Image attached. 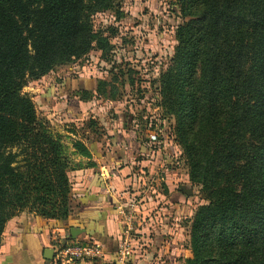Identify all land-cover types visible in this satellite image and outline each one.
Instances as JSON below:
<instances>
[{
	"label": "trees",
	"instance_id": "16d2710c",
	"mask_svg": "<svg viewBox=\"0 0 264 264\" xmlns=\"http://www.w3.org/2000/svg\"><path fill=\"white\" fill-rule=\"evenodd\" d=\"M118 1L0 0V240L6 222L25 210L57 221L71 214L67 172L75 165L22 89L91 50L106 55L105 33L115 30L93 29L92 16L119 14ZM177 4L182 22L158 82L189 181L205 201L190 220L188 263L264 264V0ZM92 88L72 90L73 110ZM95 92L116 98L110 82L99 80ZM85 123L96 132V121ZM147 141L159 149V138ZM74 148L90 157L83 143Z\"/></svg>",
	"mask_w": 264,
	"mask_h": 264
},
{
	"label": "rangeland",
	"instance_id": "374dc122",
	"mask_svg": "<svg viewBox=\"0 0 264 264\" xmlns=\"http://www.w3.org/2000/svg\"><path fill=\"white\" fill-rule=\"evenodd\" d=\"M178 1L119 0V14L114 10L95 13L92 16L93 29L115 30L114 34L110 31L105 33L110 45L107 54L102 55L99 50H91L84 58L29 81L22 89L33 102L36 118L43 123L51 136L64 145L71 165H75L67 172L71 185L69 203L72 211L66 219L61 220L64 224L72 216L74 209L72 182L68 174L88 167L87 162H91L90 150V157L73 153L74 142L79 141L88 149L90 144H100L101 150L125 148V140L130 135L134 141L130 144L135 155L145 157L147 152L154 151L151 149L153 143L149 144L147 141L149 135L156 134L160 139L158 143H154L159 148L155 150L158 152L157 158H153L155 171H145V165H142L144 163L141 167H136L140 176L144 175V180L139 179L137 190L123 197L125 203H139L143 198L150 199L158 202L159 207H162L160 203L164 204L167 200L172 202L173 199H180L182 202H178L179 204H186V216L180 214L173 221L163 218L162 221L147 222V219H140V214L132 221L131 237L134 243L137 239L141 240L137 227L151 222L165 226V232L159 234V237H153L152 233V243L148 244L159 252V264H189L188 260L192 256L190 220L195 208L205 203L198 195V187L190 183L181 149L173 139L174 118L160 104L159 76L173 53L176 27L182 22ZM112 74L116 76V80ZM129 78H132V83ZM99 80L116 86V98L104 96L110 95L109 87L104 95L95 92ZM79 86H93L89 91L92 97L79 101V111H76L73 110L76 109L73 106L75 102L69 105V98L72 90ZM69 106L72 109L68 110ZM77 112L79 114L75 115ZM89 119L96 121V132L93 131L94 128H85V122ZM21 157L18 156L14 163L20 168L23 164ZM161 176L167 177L160 180ZM184 189L189 190V193ZM150 212L147 211V215ZM58 244L59 242L56 243L57 247ZM149 256V264H152L155 262L153 253Z\"/></svg>",
	"mask_w": 264,
	"mask_h": 264
},
{
	"label": "crops",
	"instance_id": "0c3cea01",
	"mask_svg": "<svg viewBox=\"0 0 264 264\" xmlns=\"http://www.w3.org/2000/svg\"><path fill=\"white\" fill-rule=\"evenodd\" d=\"M77 108H79L78 104ZM128 137L130 138L125 140V148L101 150L100 144L97 146L90 144L91 162L94 165L68 174L72 182L74 209L66 224L53 219H42L33 212L25 211L7 221L0 240V264H62L54 258L56 243L88 241L98 242L105 257L100 261L77 260L72 264L111 263L118 240L125 228L119 220L117 206L127 204L123 201V197L137 190V182L144 180V175L140 176L136 167H141L144 163L142 165H145L143 167L145 171L152 173L155 171L153 158H157L158 154L154 150L152 153L147 152L146 158L136 156L133 147L131 148L134 142L132 136ZM164 177L167 176H161L160 180ZM178 202L182 201L167 200L164 204L160 203L162 207H159L158 202L143 198L137 203L136 215H142L140 219H147V222L162 221L163 218L173 221L175 216L180 214L186 216L188 210L184 202V204ZM147 211L151 212L147 215ZM150 224L152 222L137 227L141 240L137 239L132 243L129 264H149L150 253H153L155 261L152 264H159L157 261L160 257L159 252L148 244L152 243L153 237H159V234L165 232V226L159 223ZM70 229L76 230L74 238L70 236ZM146 231L148 234H145ZM152 233H154L153 237Z\"/></svg>",
	"mask_w": 264,
	"mask_h": 264
},
{
	"label": "built area",
	"instance_id": "2783aa9c",
	"mask_svg": "<svg viewBox=\"0 0 264 264\" xmlns=\"http://www.w3.org/2000/svg\"><path fill=\"white\" fill-rule=\"evenodd\" d=\"M156 134L149 135V140L155 141ZM119 220L125 226L122 236L118 240L117 248L111 258L112 264H129L132 255L131 225L138 212L137 202L130 201L127 204L117 206ZM54 258L62 264H72L77 260L100 261L105 253L98 242H67L54 250Z\"/></svg>",
	"mask_w": 264,
	"mask_h": 264
},
{
	"label": "water",
	"instance_id": "95a60500",
	"mask_svg": "<svg viewBox=\"0 0 264 264\" xmlns=\"http://www.w3.org/2000/svg\"><path fill=\"white\" fill-rule=\"evenodd\" d=\"M183 189V188H182ZM184 191L186 192V193H189V190H187V189H184ZM75 229H70V236L72 237V238H74L75 237ZM102 264H112V263H102Z\"/></svg>",
	"mask_w": 264,
	"mask_h": 264
}]
</instances>
